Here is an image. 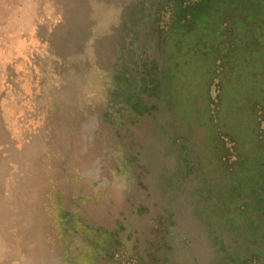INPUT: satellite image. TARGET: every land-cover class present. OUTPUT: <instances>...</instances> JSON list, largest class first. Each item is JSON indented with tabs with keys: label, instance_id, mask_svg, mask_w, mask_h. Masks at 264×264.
I'll use <instances>...</instances> for the list:
<instances>
[{
	"label": "rangeland",
	"instance_id": "1",
	"mask_svg": "<svg viewBox=\"0 0 264 264\" xmlns=\"http://www.w3.org/2000/svg\"><path fill=\"white\" fill-rule=\"evenodd\" d=\"M261 189L264 0H0L1 264H264Z\"/></svg>",
	"mask_w": 264,
	"mask_h": 264
},
{
	"label": "bare ground",
	"instance_id": "2",
	"mask_svg": "<svg viewBox=\"0 0 264 264\" xmlns=\"http://www.w3.org/2000/svg\"><path fill=\"white\" fill-rule=\"evenodd\" d=\"M7 252H9L8 243L0 232V264L7 257Z\"/></svg>",
	"mask_w": 264,
	"mask_h": 264
},
{
	"label": "trees",
	"instance_id": "3",
	"mask_svg": "<svg viewBox=\"0 0 264 264\" xmlns=\"http://www.w3.org/2000/svg\"><path fill=\"white\" fill-rule=\"evenodd\" d=\"M259 191V195H263L264 194V189H261V190H258ZM263 193V194H262ZM260 197V196H259ZM262 197V200L264 199V196H261Z\"/></svg>",
	"mask_w": 264,
	"mask_h": 264
}]
</instances>
